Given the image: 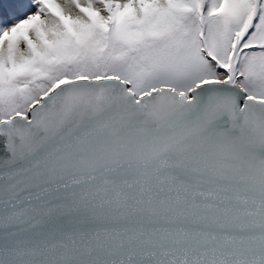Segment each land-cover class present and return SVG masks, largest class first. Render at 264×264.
Returning a JSON list of instances; mask_svg holds the SVG:
<instances>
[{
  "label": "snow or ice",
  "instance_id": "obj_1",
  "mask_svg": "<svg viewBox=\"0 0 264 264\" xmlns=\"http://www.w3.org/2000/svg\"><path fill=\"white\" fill-rule=\"evenodd\" d=\"M0 264H264V0H0Z\"/></svg>",
  "mask_w": 264,
  "mask_h": 264
}]
</instances>
